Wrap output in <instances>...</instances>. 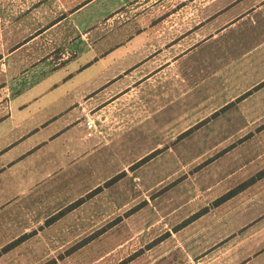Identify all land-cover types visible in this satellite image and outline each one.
Here are the masks:
<instances>
[{"label":"crops","instance_id":"obj_1","mask_svg":"<svg viewBox=\"0 0 264 264\" xmlns=\"http://www.w3.org/2000/svg\"><path fill=\"white\" fill-rule=\"evenodd\" d=\"M258 1L241 0L174 36L173 20L151 18L168 0H0V213L91 160L107 134H139L133 106L141 101L148 102L150 134L184 133L208 119L221 126L236 117L254 121L258 115L247 106L264 102L253 94L236 100L264 82V3ZM97 4L101 12L94 16ZM129 20L135 32H128ZM234 44L237 53L230 52ZM113 119L128 124L110 132ZM218 125L199 130L237 133ZM255 182L241 222L230 211L222 223V214L210 209L187 224L196 229L198 250L189 262L264 264V175Z\"/></svg>","mask_w":264,"mask_h":264},{"label":"rangeland","instance_id":"obj_2","mask_svg":"<svg viewBox=\"0 0 264 264\" xmlns=\"http://www.w3.org/2000/svg\"><path fill=\"white\" fill-rule=\"evenodd\" d=\"M238 2L168 0L151 12V18L173 20L176 36ZM100 4L94 6V16L100 15ZM130 22L126 28L135 32ZM250 40L247 33L243 41ZM230 52L239 49L234 44ZM215 71L218 75L219 65ZM214 88L219 91L221 84L215 82ZM251 94L257 103L264 102V82L236 101ZM133 107L134 117L141 120L139 134H123L122 139L107 134L91 160L0 213V264H193L189 260L197 259L192 239L196 229L186 226L194 214L218 210L223 223L224 213L236 211L242 217L236 219L243 220L247 200L256 190L252 183L264 171V105L247 106L258 115L252 122L236 117V122L221 126L208 119L183 134L176 128L174 134H163L159 128L150 134L145 122L148 102ZM132 113L130 109L128 117ZM127 124L113 119L108 127L116 132ZM205 124L236 127L237 133L199 130ZM228 166L237 170L224 172ZM225 191L236 195L217 205Z\"/></svg>","mask_w":264,"mask_h":264},{"label":"trees","instance_id":"obj_3","mask_svg":"<svg viewBox=\"0 0 264 264\" xmlns=\"http://www.w3.org/2000/svg\"><path fill=\"white\" fill-rule=\"evenodd\" d=\"M263 175H264V171H263V172H260V173L258 174L257 178H259V177H261V176H263ZM254 180H255V178H253V181H254ZM251 182H252V181H251ZM232 195H233V192L230 191V192L227 193L226 195H224V196L218 198V199L216 200V204H217V205L221 204V203L224 202L226 199L230 198ZM204 211H205V210H204ZM204 211H202V212H197L196 214L193 215V218L198 217V216H199L201 213H203Z\"/></svg>","mask_w":264,"mask_h":264},{"label":"built area","instance_id":"obj_4","mask_svg":"<svg viewBox=\"0 0 264 264\" xmlns=\"http://www.w3.org/2000/svg\"><path fill=\"white\" fill-rule=\"evenodd\" d=\"M87 128H88V136L92 137L96 131V122L94 120H90L87 123Z\"/></svg>","mask_w":264,"mask_h":264}]
</instances>
